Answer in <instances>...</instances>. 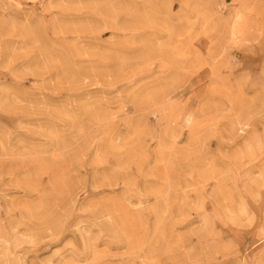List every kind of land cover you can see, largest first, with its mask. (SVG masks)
<instances>
[{
	"label": "rangeland",
	"instance_id": "1",
	"mask_svg": "<svg viewBox=\"0 0 264 264\" xmlns=\"http://www.w3.org/2000/svg\"><path fill=\"white\" fill-rule=\"evenodd\" d=\"M0 264H264V0H0Z\"/></svg>",
	"mask_w": 264,
	"mask_h": 264
}]
</instances>
